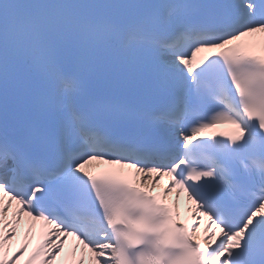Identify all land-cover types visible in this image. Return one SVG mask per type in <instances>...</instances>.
Segmentation results:
<instances>
[{
	"label": "snow or ice",
	"instance_id": "6c2138e0",
	"mask_svg": "<svg viewBox=\"0 0 264 264\" xmlns=\"http://www.w3.org/2000/svg\"><path fill=\"white\" fill-rule=\"evenodd\" d=\"M25 253L264 264V0H2L0 264Z\"/></svg>",
	"mask_w": 264,
	"mask_h": 264
},
{
	"label": "bare ground",
	"instance_id": "6f19581e",
	"mask_svg": "<svg viewBox=\"0 0 264 264\" xmlns=\"http://www.w3.org/2000/svg\"><path fill=\"white\" fill-rule=\"evenodd\" d=\"M179 211H182L183 213H188L189 216H190V219L192 218V213L191 211H189V204L186 202V203H183L182 200H180L179 202ZM11 218V215H9V219ZM206 221V219H205ZM28 228H29V225L27 223V218H25V221L19 226V231H18V235H17V238L13 241L12 243V248H16L19 246L20 243L22 242H27L28 243V248H29V252H31L36 244L38 243L36 241V238H35V235L31 232L30 234H28L27 236V240L25 239V234L28 232ZM204 228H205V225H201V238L203 239V236H204ZM68 249L66 248L65 249V253L67 254V251ZM27 255L28 253H25V256L21 258V262L20 264H24V261L26 260L27 258Z\"/></svg>",
	"mask_w": 264,
	"mask_h": 264
}]
</instances>
